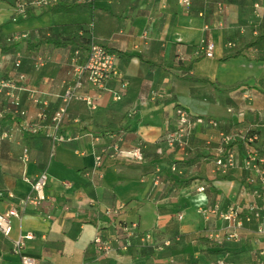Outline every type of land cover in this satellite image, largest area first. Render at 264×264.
Returning <instances> with one entry per match:
<instances>
[{
  "label": "crops",
  "instance_id": "crops-1",
  "mask_svg": "<svg viewBox=\"0 0 264 264\" xmlns=\"http://www.w3.org/2000/svg\"><path fill=\"white\" fill-rule=\"evenodd\" d=\"M16 1L0 0V79L21 88L15 93L32 118L41 106L32 96L46 102L47 112L61 105L60 96L75 76L70 58L79 48L39 41L51 36L93 37L114 51L120 74L102 88L83 83L80 92L91 98L92 107L84 101L68 104L60 133L70 141L52 146L44 136L23 131H16L12 139H0V213L30 190L23 173L32 180L45 171V194L51 199L42 212L29 209L13 218L9 237L0 232V264H21L12 240L28 232L32 238L25 241L22 253L35 264H165L168 258L176 264H213L220 258L235 264L250 261L254 222L245 224L240 242L216 246L205 234L218 228L220 221L204 222L196 209L216 201L224 208L251 200L247 173L240 168L242 146L234 144L236 167L227 176L212 173V160L219 131H248L257 135L259 146L264 142V89L258 84L264 79V20L253 14L260 0H190L187 10L178 0H56L47 7H30L32 16L14 21ZM79 3L86 5L72 12L50 10L53 5ZM258 11L262 14L263 7ZM256 35L263 37L257 44L222 60ZM202 38L214 43L211 58L194 55ZM2 45L11 47L2 51ZM80 51L78 63L86 50ZM39 57L43 65L37 68ZM16 59L18 68L13 65ZM182 63H190V78L175 68ZM20 74L23 79L18 81ZM122 82L127 83L125 88ZM179 106L193 117L186 156L193 149L200 154L191 166L177 167V175L193 178L183 188L165 177L172 163L186 157L176 160L177 151L164 145L165 134L175 128ZM14 119L5 114L0 131ZM210 120L218 126H210ZM114 143L123 150L142 145L144 160L105 157L101 178L86 175L95 154ZM23 146L29 155L25 166L18 158ZM198 184H204V191L195 190ZM120 204L124 208L119 220L136 222L139 230L153 231L157 239L169 238L171 244L162 251L138 246L95 260L91 240L97 222H105L99 210Z\"/></svg>",
  "mask_w": 264,
  "mask_h": 264
},
{
  "label": "built area",
  "instance_id": "built-area-1",
  "mask_svg": "<svg viewBox=\"0 0 264 264\" xmlns=\"http://www.w3.org/2000/svg\"><path fill=\"white\" fill-rule=\"evenodd\" d=\"M56 0H17L14 5L15 15L12 20L16 21L24 16L25 11L30 7H47ZM179 4L186 10L190 7V0H178ZM263 7L264 0L254 4L253 14L264 20V12L259 13V9ZM218 10L222 9V4H218ZM23 36H14L7 39L12 42ZM228 47H232V43H227ZM214 43L209 38L200 39L195 49L196 57L211 58L213 56ZM82 57V52L76 48L70 58V66L75 76L74 79L64 88L61 94V105L47 112L45 109L46 102L32 96V101L40 104L35 118H32L21 108L19 97L15 90L21 89L18 85L10 80L0 79V120L5 114L14 117V121L10 127L0 131V139H12L16 131L27 132L31 135H42L47 138L51 145L70 141V137H66L60 133V128L65 118L66 109L71 101H84L92 107L90 97L82 94L80 88L86 82L91 87L102 88L105 83L114 77L119 76L118 70L114 66V54L109 53L103 45L96 42L93 37H89L88 45L81 63L78 60ZM15 68L20 66V61L16 59L13 63ZM43 65V60L37 58L35 66L38 68ZM23 79V75H18V81ZM126 82H122V88H125ZM115 99H119V95H115ZM176 125L174 130L169 131L164 136V145L166 148L175 149L177 151L176 160H181L186 156L189 149V136L193 127V117L182 107L176 110ZM208 124L217 127L218 123L210 120ZM219 145L216 148V154L212 160V173L217 176H227L232 169L236 167V150L234 144L239 143L242 146V157L240 168L247 173L245 184L247 193L250 196L249 201L240 203H232L222 208L219 201L211 205L200 206L196 209V213L204 222L211 220H219L218 228L208 231L205 235L207 239L216 245L227 242L238 243L242 240L241 231L245 224L254 222V257L245 263L240 264H264V156L259 152L257 144L258 137L248 131H240L236 133L218 132ZM105 157L113 159H123L128 162L141 163L144 160L142 145H136L131 149H120L117 143L110 147L101 149L94 156V164L90 170L86 172L90 178L96 176L101 178L99 172L102 161ZM19 161L25 166L29 161L28 147L23 146L19 155ZM172 172H177L178 168L174 163L170 165ZM23 180L28 182L30 190L21 198L10 204L8 209L0 213V232L4 237H9L11 232V220L19 218L27 210L32 209L42 212L43 205L51 199L45 194V187L48 181V175L45 171L37 174L30 180L23 173ZM159 177H154L157 183ZM93 185H96L94 182ZM66 186L69 184L66 183ZM204 184H198L195 187L197 192L204 191ZM245 190V188H244ZM9 198H13L8 193ZM93 206V203L92 205ZM123 205L115 207H104L99 210L100 215L105 222L98 221L96 224L95 234L91 240V246L94 249L95 260L108 257L113 253H127L130 249L140 247H152L156 251H162L171 244V239H157L153 231H141L136 222H124L118 219L123 211ZM98 213V212H97ZM49 217V214H45ZM178 218H181L178 216ZM111 230V233L108 232ZM32 238V233L20 234L16 239L12 240V250L19 256L21 264H35L34 260L22 253L25 241ZM136 242V243H135ZM165 264H176L173 258H168ZM198 264V263H191ZM213 264H235L224 259H217ZM237 264V263H236Z\"/></svg>",
  "mask_w": 264,
  "mask_h": 264
},
{
  "label": "trees",
  "instance_id": "trees-1",
  "mask_svg": "<svg viewBox=\"0 0 264 264\" xmlns=\"http://www.w3.org/2000/svg\"><path fill=\"white\" fill-rule=\"evenodd\" d=\"M86 5V3H79L77 5H53L50 7L51 11L54 12H72L75 11L76 9L80 8L81 6ZM33 13L29 12V9H27L24 13V16L21 19L27 18L32 16ZM263 37L261 35H256L254 37H252L251 39L241 43L238 48L236 49V52L232 55H228V56H224L222 57V60L231 58V57H237L241 51L245 48H248L250 46H253L255 44H257ZM10 43V42H9ZM41 43H48L53 47H67L70 45H76L77 47H79L81 50H86L87 49V45H88V40H84L82 37L80 36H73V37H61V36H51L49 38H45L41 41H39L37 44H41ZM11 46H1V50H7L10 49ZM105 49L109 52L114 54V51L112 49L106 48ZM161 67H170L172 66L171 64H165V63H159L158 64ZM177 69H182L183 71V75L182 77L184 78H190L187 76V72L189 69H191V65L190 63H182L181 65H179L178 67H175ZM258 84L261 88L264 89V79H260L258 80ZM259 152L260 154H262L264 156V142L260 145L259 147ZM200 156L199 151L196 149H193L188 156H186L185 158H183L181 161H176V166L178 168H185V167H189L192 164H194L197 160L198 157ZM170 174L165 175V177L171 182V184H173L176 187L179 188H183L185 186H188L191 181L193 180L192 177H186V176H179L177 175L175 172H172L171 170H169ZM215 245V244H213ZM218 246V245H216ZM221 246V245H219Z\"/></svg>",
  "mask_w": 264,
  "mask_h": 264
}]
</instances>
